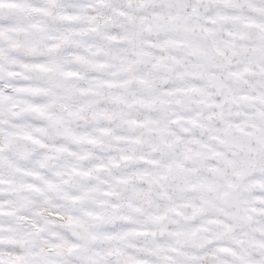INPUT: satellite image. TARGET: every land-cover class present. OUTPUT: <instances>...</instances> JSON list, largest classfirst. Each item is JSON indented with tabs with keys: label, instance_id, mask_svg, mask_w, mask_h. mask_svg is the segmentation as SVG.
Listing matches in <instances>:
<instances>
[{
	"label": "snow or ice",
	"instance_id": "obj_1",
	"mask_svg": "<svg viewBox=\"0 0 264 264\" xmlns=\"http://www.w3.org/2000/svg\"><path fill=\"white\" fill-rule=\"evenodd\" d=\"M165 2L0 0V264H264V27Z\"/></svg>",
	"mask_w": 264,
	"mask_h": 264
},
{
	"label": "clouds",
	"instance_id": "obj_2",
	"mask_svg": "<svg viewBox=\"0 0 264 264\" xmlns=\"http://www.w3.org/2000/svg\"><path fill=\"white\" fill-rule=\"evenodd\" d=\"M128 0H120V4L122 6L127 5ZM39 6L41 7H47L48 5L45 3V0H39ZM161 9H167V4L165 0H153L152 4H148L147 6L141 8L138 4H132L131 6V12L134 16L140 17V16H148L151 18V14L153 11H160ZM201 14L202 15H211L214 12L220 13V14H226V15H235L241 17V20L234 21L228 25H225V30H232V31H244L248 32L250 37L255 39L256 35L259 33V29L261 27H264V0H232V3L230 5L225 6L222 3L216 2H206L201 6ZM106 15L112 16V20L108 22V25L106 27V31H121L122 33L125 31L124 29L120 28L121 23L127 24L126 31L129 33L132 32H139V21L137 20L135 23L128 24L126 21L123 20V18L116 16L110 9L105 10ZM17 24L21 26L27 27L30 24H42L45 27H47L49 24L56 23L55 21V10H53V16L52 17H43L40 15H24L21 14L17 16L16 19ZM209 27H213L212 25H209ZM154 39L155 34L154 33H148L147 31L140 32V35L138 37V42L142 41L144 39ZM150 51H155L151 50ZM163 54V53H159ZM70 59V57H69ZM100 59H103V57H100ZM134 59V57H133ZM69 67H78L77 65L69 64ZM114 69H110L109 71H112ZM80 71H85L83 68H80ZM154 76L159 77L161 74L159 73H153ZM124 78V77H121ZM159 83V80H157ZM135 87V86H133ZM104 94L107 95L109 91H124L126 94H128V90H103ZM147 94V92L145 93ZM132 96L129 94V99H131ZM176 107V106H173ZM53 110L55 109V106L53 107ZM103 126V125H102ZM110 127H120L119 121L115 122L112 125H108ZM142 130H137L134 134H139V132ZM88 147V146H84ZM146 147V146H145ZM180 148H177V154L180 152ZM31 152V147L29 146L28 149L25 150V152L18 157V159L23 160L28 154ZM211 163H215L212 161ZM196 165L190 164L189 167H194ZM97 200L103 199L102 196H99L97 194L96 197ZM85 209H94L96 208L94 201H87L82 206ZM98 210V209H96ZM76 215H82L81 212L77 211L75 213ZM84 219H87V217H84ZM252 227H255L254 225ZM94 231H100V227H96L93 229ZM251 232V228L249 229ZM10 237H13V233L4 232L2 234L3 241L5 245H7L8 240ZM14 238L19 241L22 239L20 234H15ZM225 242H230L229 237H223L222 238ZM131 243L137 247L140 246L139 241H131ZM37 245V242L35 240H29L26 242V246L35 247ZM129 251H133L134 249L130 248ZM250 254L258 255L261 260H264V255H259L258 251L256 249H246ZM72 259H76L74 256ZM223 264H232L233 258L229 256H222L221 257Z\"/></svg>",
	"mask_w": 264,
	"mask_h": 264
}]
</instances>
